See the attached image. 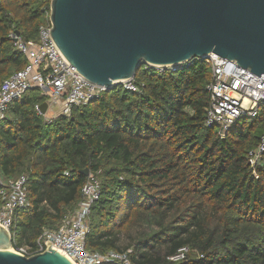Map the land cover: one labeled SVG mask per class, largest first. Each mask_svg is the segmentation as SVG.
Listing matches in <instances>:
<instances>
[{"label":"trees","instance_id":"1","mask_svg":"<svg viewBox=\"0 0 264 264\" xmlns=\"http://www.w3.org/2000/svg\"><path fill=\"white\" fill-rule=\"evenodd\" d=\"M50 0H0V83L27 62L9 36L37 40ZM210 66L140 64L139 92L115 86L69 117L46 120L36 88L0 119V177L26 176V204L13 216V244L36 248L82 199L88 169L99 180L85 247L129 251L130 264H264V104L220 137L205 123ZM88 173V174H89ZM124 237V238H123ZM183 246V260L170 256Z\"/></svg>","mask_w":264,"mask_h":264},{"label":"water","instance_id":"2","mask_svg":"<svg viewBox=\"0 0 264 264\" xmlns=\"http://www.w3.org/2000/svg\"><path fill=\"white\" fill-rule=\"evenodd\" d=\"M48 19L61 58L106 90L140 64L177 67L211 53L264 75V0H50ZM0 264L74 263L49 241L43 252L14 251L0 225Z\"/></svg>","mask_w":264,"mask_h":264},{"label":"built area","instance_id":"3","mask_svg":"<svg viewBox=\"0 0 264 264\" xmlns=\"http://www.w3.org/2000/svg\"><path fill=\"white\" fill-rule=\"evenodd\" d=\"M46 16V22L39 26L37 40L25 41L15 32L9 35L27 62L22 69L0 83V119L4 118L7 105L31 88L46 95L44 102L47 106L44 112L40 111V104L35 105L36 112L46 120L57 114L69 117L73 107L86 104L106 91L105 87L96 86L83 78L61 58L49 35V9ZM203 60L210 66L211 71L210 81L206 85L209 103L206 107L205 123L216 127L219 136L223 137L228 130L234 128L239 119L258 115L259 105L264 104V75L258 76L234 61L213 53ZM145 67L152 66L145 64ZM115 86L139 92L134 78L120 81ZM263 152L264 134L257 148L250 152V163L254 165ZM25 184L26 176L23 174L15 178L0 177V225L10 232L14 251L29 256L43 252L46 242L49 241L54 249L62 252L74 264H130V250L98 252L85 247L91 204L99 196V180L91 173L81 189L82 199L75 210L66 215L57 228L45 229L37 238L34 251H30L27 246H15L13 216L17 208L26 204ZM188 252L189 248L183 246L169 259L183 260Z\"/></svg>","mask_w":264,"mask_h":264},{"label":"rangeland","instance_id":"4","mask_svg":"<svg viewBox=\"0 0 264 264\" xmlns=\"http://www.w3.org/2000/svg\"><path fill=\"white\" fill-rule=\"evenodd\" d=\"M55 110V108H53ZM48 113V112H47ZM124 238V237H123Z\"/></svg>","mask_w":264,"mask_h":264}]
</instances>
